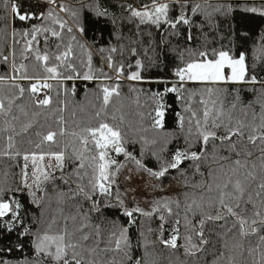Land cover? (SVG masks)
Returning <instances> with one entry per match:
<instances>
[{
  "label": "trees",
  "instance_id": "1",
  "mask_svg": "<svg viewBox=\"0 0 264 264\" xmlns=\"http://www.w3.org/2000/svg\"><path fill=\"white\" fill-rule=\"evenodd\" d=\"M11 2L9 0V9L5 11L4 0H0V76L6 77L0 81V102L5 109L0 112V153L10 151L19 155L13 158L0 155V185H7L15 193L14 196L7 193L6 200L16 199L23 207L20 212L22 223L20 220L11 221L14 224L12 231L5 228L7 218L0 220V249L3 250L0 258L10 264L32 260L36 256L32 242L37 232L42 235L67 231V239L81 245L79 250L85 264L89 260H94L95 264H132L135 260H140L141 264H259L260 251L253 249L259 245L260 250H264V243L260 241L264 227L255 234L241 236L235 217L208 220L207 216H215L219 210L217 197L220 188L228 183L231 191L237 180L246 185V190L241 207L236 211L250 220L253 204L257 208L261 204L256 192L260 191L258 185L264 178V141L258 139L253 144L247 137L258 134L253 133L252 128L258 127L264 118V83L259 82L264 81V15L247 9L264 8V0L189 1L187 15L191 26L180 24L176 29L163 23L159 28L150 22L141 24L137 18L131 17L128 6L144 11V5H148L151 10L152 0H96L107 8L109 16L98 19L85 8L80 17L83 34L78 31L70 12L61 11L58 5L75 10L81 7V3L88 4L93 0H56L54 4H48L46 0H16L23 5L22 11L37 14L36 19L23 22L13 18ZM159 2L168 3L170 0ZM193 4L206 8L210 17L206 18L200 10L193 15L190 10ZM216 5H230L231 9L217 12L214 10ZM49 9L51 17L48 16ZM178 14L179 9L173 6L170 18ZM58 21L65 22L63 29ZM33 26L41 29L34 40L31 36ZM69 27L73 29L71 33L67 30ZM26 31L32 40L31 51L26 50ZM52 31L59 35L53 36ZM189 31L190 41L187 39ZM69 47L71 52L63 63L57 61L56 56L68 52ZM112 48L116 51H111ZM213 50L217 53L227 51L234 58L243 53L248 69L246 79L255 75L258 82L188 83L183 85L179 95L164 93L165 87L178 82L174 75L177 68L192 61L218 58ZM202 51L207 52V57L199 56ZM37 53L48 55V67L58 66L57 78H49L45 63L36 59ZM4 56L8 57L7 62L3 61ZM109 57L112 67H109ZM137 60L141 61L140 68L136 66ZM13 63L17 69L24 65L27 76L32 79H22L24 70L13 71ZM121 65L123 72L118 75L117 69ZM89 71L93 79H82ZM135 71L140 72L142 79H127ZM70 74H79L81 78L65 79ZM38 81H48L50 85L46 89V98L50 97L51 101L46 106H39L36 93L30 91L31 84ZM116 85H119V95L113 93L105 105L103 87ZM21 87L25 89L22 95ZM208 89L212 92L209 93ZM158 92L162 97L154 95ZM158 101L163 108H159ZM157 110L164 112L163 127L155 125L159 119ZM206 110L209 113L207 121L204 117ZM180 117H183V127ZM197 121L200 129L215 131L217 137L227 135L229 128L243 125L240 128L242 135L232 136L231 141L223 142L210 138L199 161L186 160L179 169H170L161 178L138 168L133 160L126 159L122 153L116 154L110 147L107 149L108 157L115 159L119 167L113 165L110 169L114 175L106 182L109 193L101 194L98 187L93 190L94 167L98 163L100 149L95 147L86 129L98 128L101 123L118 129L125 150L142 159L147 168L158 170L157 156L167 161L177 149L201 150L203 142ZM213 124L217 126L213 127ZM25 125L31 126L25 129ZM50 131L56 133L54 141L44 140ZM9 136L12 137L11 149H8ZM85 137L87 144L83 143ZM233 143L234 149L231 147ZM53 153H63L64 168L43 184L37 193L39 203H33L28 190L23 187V157L53 156ZM93 156L97 157L95 162ZM236 160L241 162L240 165L235 164ZM81 162L83 167H80ZM125 164L155 178L157 191L177 183L179 196L172 198L158 192L147 209L137 202L128 203L121 178ZM249 171L254 172V181L249 180ZM249 197L251 203L247 202ZM193 200L196 204H192ZM93 201L97 202L99 211L93 210ZM156 201L160 204L153 212ZM165 203L168 208L164 207ZM189 205H192L191 209ZM135 207L152 214L134 213L132 218L123 214L125 208ZM130 219L132 223H129ZM201 220L204 221L202 231L206 244H200L201 237L197 234L201 231ZM24 228H30L31 232L22 235ZM123 229H127L125 235L131 245L132 261L127 260L123 252L114 251L115 240ZM84 235L88 236L87 240L82 239ZM173 235L177 236V247L162 243ZM186 237H191V242L199 245L194 254L186 251L189 246ZM92 248L96 249L94 255L87 251Z\"/></svg>",
  "mask_w": 264,
  "mask_h": 264
},
{
  "label": "snow or ice",
  "instance_id": "2",
  "mask_svg": "<svg viewBox=\"0 0 264 264\" xmlns=\"http://www.w3.org/2000/svg\"><path fill=\"white\" fill-rule=\"evenodd\" d=\"M46 3L48 4H54L56 3V0H46ZM175 6L179 9V14L175 18H170L169 12L172 7ZM61 11H69L71 16L74 18V20L77 23L78 31L83 34L84 33V27L80 24V17L86 8L88 11L94 13V15L99 19L101 17H108L109 12L107 8L102 7L98 3H96V0H93L92 3L84 4L81 3V7L79 9L70 10L67 9L63 4L58 5ZM123 7V6H122ZM209 7H212L209 5ZM23 5L16 2V0H12L10 4V11L13 16V18H18L20 21H29L37 18L36 13L28 12V11H22ZM228 8L231 9L230 5H216L214 6V10L219 12L221 9ZM4 9L5 11H8L9 9V0H4ZM144 11H140L137 9L131 8V6H128V10L131 12L132 18H137L141 24L145 22H150L153 25H155L157 28L160 27L161 23L169 25L172 29H176L177 25L183 24V25H189L191 26V20L188 18L187 10L189 9V0H170L168 3H162L159 2V0H152L151 4V10H149L148 5H144ZM191 13L193 15L197 14V11L200 10L203 12V14L207 17H210V13L207 12L206 8L202 7L200 4H193L191 6ZM248 11H251L253 13L259 12L261 15H264V8H256L251 7L247 9ZM42 15V14H41ZM48 16H52V11L49 9ZM60 28L63 29L65 27V22L58 21ZM113 19V23H114ZM41 29L37 26H33L31 30V36L34 40L36 38V33L39 32ZM44 31H49V29H43ZM68 32H72L73 29L69 27ZM15 35V32L13 33ZM25 36L29 35V32H24ZM53 36H58L59 33L52 31ZM75 39V37H73ZM187 39L190 41L192 39L191 32L189 31ZM31 43L32 41H28V46H26L27 51H31ZM83 47V45H81ZM103 51V49H101ZM111 51L115 52L116 49L112 48ZM71 52V48L69 47L68 52H65L62 56L57 55L56 60L63 63L64 59L68 56V54ZM133 54H135V49H133ZM213 54L218 56L216 59H202L199 62L192 61L186 64L184 67H179L175 70L174 75L178 77V82L173 83L171 87H165L164 93L168 92H174L179 95L180 91L182 90L183 84L186 81H199V82H211V83H251L255 84L257 83V78L255 75L251 76L250 78L246 79L247 77V66L245 64V56L243 53L239 55L238 58H234L230 56L229 52L227 51H219L218 53L213 50ZM200 57H207V52L202 51L199 53ZM26 58V57H25ZM36 59L38 61H43L45 63V72L50 74L49 78H57L59 76L58 73V66L48 67L47 62L49 60L48 55H40L39 53L36 54ZM89 57V62H90ZM8 57L4 56L3 61L7 62ZM111 57H109V67H112ZM137 68H140L141 61H136ZM67 67L71 68V65H67ZM225 68L230 70V74H225ZM13 71H20L24 70L25 74L21 77L22 79H32L31 77H28L26 74V68L24 65L20 66V69L16 68L15 63L12 64ZM123 72V65L119 69H117V74L121 75ZM15 78V77H13ZM75 78H81L79 77V74L74 75H68L65 77V79H75ZM6 79L4 76H0V81H3ZM84 80H91L93 79V76L91 74V71L88 73H85L82 77ZM127 79L129 80H136L139 81L142 79L140 72L135 71L132 72ZM260 83H264V81H259ZM157 83H167L166 81H157ZM49 88L50 85L47 83L39 84V81L37 83H33L30 86V91L32 93H37L39 88ZM119 85H116L115 87H103L102 91L104 93V104L107 105L109 103V98L115 93L116 95H119V92L117 91ZM20 94L22 95L25 91L24 88L19 89ZM72 91L74 92L75 89L73 88ZM209 93L212 92V89H208ZM155 96H161L162 93H155ZM11 103V101L9 102ZM50 103V100L48 98H45L43 100L38 101L39 106H46ZM159 108H163V104L158 101ZM235 107V105H233ZM4 105L2 102H0V112H4ZM208 111L206 110L204 112L205 121H207L208 118ZM156 116L159 117V119L156 120L155 125L159 127H163V116L164 112L162 110H157ZM180 124L181 127H183V117H180ZM31 125H25V129L30 127ZM217 125L213 124V127H216ZM243 125H238L236 129H228V134L225 136L217 137L215 131H210L207 129H200V122L197 121V128L200 129L199 131V137L202 138L203 147L200 151H192L189 149H177L175 153L172 155L170 160L162 161L159 156H157V161L160 164V167L158 170H153L151 168H147L146 165L143 163L142 159H137L135 156H133L130 152L126 151L123 147V138L121 135V132L118 129H114L110 127L107 123H101L98 128H88L85 131L88 133V135L92 138L94 141V145L97 149H100L99 155H98V163L95 164L94 172L95 175V181L93 183V190L98 187L101 194H107L109 193V187L107 186L106 182L110 181L113 177L114 173L110 171L112 169L113 165H117L119 167L118 162L115 159H111L108 157V148H112L116 154H123L126 159H131L135 162L138 168L147 171L150 175L156 178L164 177L170 169H179L180 165L186 161L191 160L193 162L199 161L201 159V156L203 155L204 151L206 150L207 144L209 142V139H219L221 142L228 140L231 141L232 136L242 135V132H240V128H242ZM253 133L258 134H250L247 138L250 142L253 144L256 143V141L259 139L261 141H264V118L261 119V122L259 126H254L252 128ZM56 136L55 132H48L46 136H44V140L46 141H54V137ZM8 149H11L13 147L12 144V137L9 136L8 138ZM83 143L87 144L88 139L85 137L83 138ZM145 144H147V141H145ZM191 147V146H190ZM231 147L234 149L235 144H231ZM264 151V149H262ZM0 155H6L10 158H13L14 155H19V153H11L10 151H5L3 153H0ZM55 157V160L60 162L58 166L62 167V161H63V153H53L51 154ZM144 155V149H141V157ZM153 155H156V153H153ZM23 159L25 160L24 169L23 172L24 180H23V187L24 189L28 190V194L32 197L33 203H39L40 197L37 195V191L40 190V176H37L36 173H33V176L35 177L33 183L35 185V188H33L32 185H29L27 183L28 179V173L26 171L27 169V161L29 159L28 155H24ZM33 162L37 159L36 156L32 157ZM39 159L43 160L44 157L40 156ZM92 160L95 162L97 160V157L93 156ZM262 160H264V157H262ZM81 161H83V157H81ZM240 161L236 160L235 164L240 165ZM83 162H81L80 167H83ZM255 167V165L253 166ZM41 175L43 176L44 180L49 179V173L42 172ZM247 176L249 180L254 181L256 179V176L254 172L249 171L247 173ZM260 191L256 192V198L260 199L261 204L260 207L257 208L255 204H253V213L252 218L249 220L248 217L245 215H241L240 212H237L236 209H239L241 207V201L245 197V190L246 185L242 184L239 180L235 182V184L232 186V190L229 191V184L226 183L223 185L222 188L219 190V195L217 197V201L219 203V210L217 211V214L215 216L209 215L207 216L208 220H221L224 219L226 216H233L236 218V221L239 224L240 229V235L241 236H248L249 234H255L259 230V228L264 227V178H261V182L258 185ZM17 191H20V189H17ZM80 191H83V189H80ZM7 193H12L14 196L15 193L13 190L7 185H0V220L7 218V221H5V228L7 231H12V228L14 227L13 223H10L11 221L20 220L22 223V217L20 216V212L22 209V205L20 202L16 199L6 200L5 196ZM63 195V194H61ZM87 193H85V196L87 197ZM248 203L252 202L251 197L247 200ZM121 207H123V202H120ZM160 202L156 201L155 205L153 207V212L157 211L156 205H159ZM192 204H196V201L193 200ZM233 204L235 206H233ZM199 207V205H196ZM165 208H168V204H164ZM192 205H189V209H191ZM93 210L99 211V208L97 207V202L93 201ZM171 211V209H168ZM134 213H140L141 215L150 216L152 213L144 212L143 209L139 207L131 208V209H124V215H126L129 218H132ZM162 218V217H161ZM129 223H132V220L130 219ZM204 221L201 220V231H199L197 234L201 237L200 244H206L207 240L203 239V226ZM31 232L30 228H24L22 235H28ZM127 232V229H123L120 233V237L115 240V248L114 251L116 252H123L124 257L132 261V257L130 255V242L128 240V237L125 235ZM68 233L67 231L61 233L57 232L55 234H50L49 232H45L44 234H40L37 232L35 234V239L33 240V247L35 249L36 256L32 260L25 259L22 262H19V264H85V260L83 259V254L79 250L81 248V245L79 243L72 242V240L67 239ZM83 240H87L88 236L84 235L82 237ZM188 241L189 246L186 248V251L189 254H194L195 250L199 249V245L191 242V237L185 238ZM177 236L173 235L170 240H163L162 243L165 245H168L172 248L177 247L176 244ZM260 241L264 243V236L260 237ZM123 244V247H122ZM0 251H3L0 249ZM7 251L11 252V249H7ZM90 255H94L96 253V249H88L87 250ZM253 251H260L261 259L259 261V264H264V250H260V246L258 245L256 249H253ZM0 264H10L8 260L0 258ZM87 264H95L94 260H89ZM132 264H141L140 260L132 261Z\"/></svg>",
  "mask_w": 264,
  "mask_h": 264
},
{
  "label": "rangeland",
  "instance_id": "3",
  "mask_svg": "<svg viewBox=\"0 0 264 264\" xmlns=\"http://www.w3.org/2000/svg\"><path fill=\"white\" fill-rule=\"evenodd\" d=\"M193 2H203L208 0H189ZM53 8H56L55 5H51ZM57 9V8H56ZM58 10V9H57ZM61 12L60 10H58ZM66 37V35L64 36ZM25 40L29 41L31 40L29 35L25 36ZM32 41V40H31ZM225 74L229 75L230 70L225 68ZM49 83L48 81H39V84ZM188 83H194V84H242V83H211V82H199V81H186L183 85ZM49 100L51 101L50 97ZM37 157L35 162H33L32 157L30 156L27 161V173H28V179L27 183L29 185H32L33 188H35V185L33 183L35 177L33 176V173L35 172L37 176H40V188L43 186V184L49 180H52L55 176H57L62 169L64 168L63 161H62V167L58 166L60 162L55 160L54 156H43L44 159H39L40 156L34 155ZM26 163V162H25ZM25 171V170H24ZM42 172L49 173V179L44 180L43 176L41 175ZM121 178L125 184L126 192H127V202L133 203L137 202L140 206L144 208H148V206L151 203V200L158 195V192L161 194H168L172 198H177L180 194V187L177 183L171 184V186L167 187L163 191H157L155 189V186L157 185V180L153 178L152 176H149L144 173L137 172L132 165H126L122 168L121 172ZM38 193V191H37ZM47 208H45L46 210ZM47 213V212H46ZM45 213V214H46ZM55 222H58V220Z\"/></svg>",
  "mask_w": 264,
  "mask_h": 264
},
{
  "label": "built area",
  "instance_id": "4",
  "mask_svg": "<svg viewBox=\"0 0 264 264\" xmlns=\"http://www.w3.org/2000/svg\"><path fill=\"white\" fill-rule=\"evenodd\" d=\"M47 97V91L46 88H39L37 95H36V99L37 101L43 100Z\"/></svg>",
  "mask_w": 264,
  "mask_h": 264
}]
</instances>
